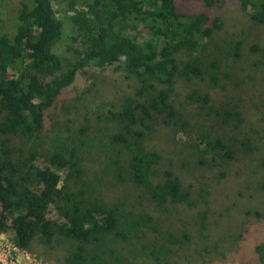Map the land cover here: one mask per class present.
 I'll use <instances>...</instances> for the list:
<instances>
[{
	"label": "trees",
	"instance_id": "16d2710c",
	"mask_svg": "<svg viewBox=\"0 0 264 264\" xmlns=\"http://www.w3.org/2000/svg\"><path fill=\"white\" fill-rule=\"evenodd\" d=\"M224 2L20 3L14 36L3 33L0 24V233L13 232L22 250L31 249L34 241L48 247L60 239L74 240L78 246L67 264H132L118 247H132L136 239L155 261L168 264L162 257L170 256L171 248L140 240L146 230L162 232L155 218L136 215L123 202L110 203L96 191L106 175L113 182L143 188L147 199L163 211L183 204L195 207L200 201L210 204L208 184L194 201L174 171L161 175L164 157L146 145L147 131L154 125L185 135V146L200 167L237 166L255 153L251 139L233 135L245 122L238 107L218 109L210 93L193 89L186 104L216 119L215 125L194 129L187 110L174 103L181 84L220 86L222 62L207 60L210 42L232 41L228 56H240L243 42L224 35V21L216 14ZM235 2L251 29L264 30V0ZM253 49L264 53V48ZM10 71L16 75L11 77ZM85 72L89 75L81 82ZM111 81L127 82L133 91L119 93L115 104L94 110L97 133L88 137L93 127L87 96ZM75 116L84 118L78 131ZM92 155L101 156L104 166L90 181L85 161ZM260 187L264 190V182ZM181 241L172 234L168 238L171 245ZM254 253V261L264 264V246L256 245Z\"/></svg>",
	"mask_w": 264,
	"mask_h": 264
},
{
	"label": "rangeland",
	"instance_id": "374dc122",
	"mask_svg": "<svg viewBox=\"0 0 264 264\" xmlns=\"http://www.w3.org/2000/svg\"><path fill=\"white\" fill-rule=\"evenodd\" d=\"M22 1L24 0L0 1L2 32L10 37L14 36L18 25V11ZM235 1L225 0L224 4L218 6L216 14L224 21V35L243 42L240 56H228V47L232 41L226 44L223 41H212L210 51L206 53L208 61L217 58L222 62L221 88L206 82L181 84L174 95V103L177 108L187 110L186 114L194 129L215 125L216 119L205 116L198 107L186 104L187 94L191 90L201 89L204 93H210L213 104L218 109L226 104L238 107L245 122L233 135L238 140L251 139L257 149L255 153L248 158H242L237 166L224 163L222 168L213 170L200 167L196 156L185 146V135L154 125L152 130L147 131L146 145L148 149L157 150L163 155L161 175L166 170L174 171L185 187L192 191L194 201L198 199L201 187L208 184L210 204L198 201L195 207L183 204L169 206L163 211L147 199L143 188H138L134 183L113 182L112 177L106 175L102 177L105 181L98 182L96 193L100 197L110 203L123 202L125 208L136 215L149 214L155 218L162 232L157 234L146 230L140 240L145 239L150 243L157 241L159 245L171 248L172 254L162 257L163 263L257 264L254 261V249L256 245L264 246V190L260 187L264 182V53L255 52L253 49L255 46L264 48V30L251 29L246 17L236 10ZM188 8L192 10L195 6L189 5ZM15 75L16 72L10 71L11 77ZM88 75L87 72L83 73L81 82ZM114 82L116 81L99 85L87 96L89 119L93 127L88 137L92 138L97 133L98 120L94 110L100 104H115L119 93L127 95L133 91L127 82ZM82 90L80 87L76 92L80 93ZM74 118V131H78L84 118ZM77 136L81 137L80 134ZM93 156L87 157L85 161L90 181L95 179V174L103 173L104 166L101 156ZM238 172L242 174L237 177L235 174ZM222 173H226V176L222 177ZM203 214H206L205 218L202 217ZM171 234L181 239V243L169 244L168 238ZM185 234L187 239H184ZM0 236L4 241L8 263L12 261L15 264H67L66 258L78 246V242L67 239L57 240L48 247L34 241L31 249L15 251L11 245H15L13 232L0 233ZM138 242L139 240L134 239L132 247L119 246L118 249H123L132 264H161L144 252Z\"/></svg>",
	"mask_w": 264,
	"mask_h": 264
},
{
	"label": "built area",
	"instance_id": "2783aa9c",
	"mask_svg": "<svg viewBox=\"0 0 264 264\" xmlns=\"http://www.w3.org/2000/svg\"><path fill=\"white\" fill-rule=\"evenodd\" d=\"M12 246H14V250L17 251L20 250V248L15 244H11ZM0 254L2 255V257L0 258V264H15L12 261L10 263H8L7 259H6V255H5V249H4V241L2 236H0Z\"/></svg>",
	"mask_w": 264,
	"mask_h": 264
}]
</instances>
